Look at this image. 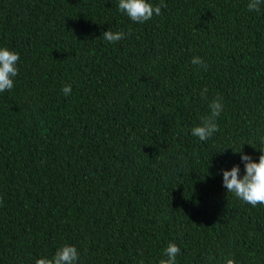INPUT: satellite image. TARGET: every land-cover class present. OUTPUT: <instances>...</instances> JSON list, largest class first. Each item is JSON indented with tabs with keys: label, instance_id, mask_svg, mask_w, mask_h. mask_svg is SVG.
Wrapping results in <instances>:
<instances>
[{
	"label": "trees",
	"instance_id": "obj_1",
	"mask_svg": "<svg viewBox=\"0 0 264 264\" xmlns=\"http://www.w3.org/2000/svg\"><path fill=\"white\" fill-rule=\"evenodd\" d=\"M149 2L162 14L137 23L119 0H0V47L20 55L0 92V264L65 244L77 264H159L170 242L176 264H264V205L223 186L264 154V3Z\"/></svg>",
	"mask_w": 264,
	"mask_h": 264
},
{
	"label": "clouds",
	"instance_id": "obj_2",
	"mask_svg": "<svg viewBox=\"0 0 264 264\" xmlns=\"http://www.w3.org/2000/svg\"><path fill=\"white\" fill-rule=\"evenodd\" d=\"M264 0H249L248 11L258 12ZM118 8L125 13L132 21L137 23L148 22L153 16L162 14L161 5L153 6L149 0H119ZM102 37L108 42H117L125 38L123 31L113 32L108 30L103 33ZM20 60L19 53L7 47H0V92L11 90L14 87V77L18 75L17 64ZM193 65H204L200 57H194L191 61ZM61 91L65 96L72 92L71 85H65ZM207 89H203L201 96H206ZM210 113L202 118L200 125L191 129V134L198 137L201 141L211 138L218 130L216 123L217 118L224 109L222 98L216 97L209 104ZM264 143V138H261ZM242 153L241 151H236ZM264 153V149H260ZM241 160L245 163L246 174L240 178L239 166H234L230 171H223V186L228 193H233L236 198L255 207L258 204L264 205V154L259 157V162H254L252 157L247 154L241 155ZM181 249L173 242H170L164 249L163 256L159 260V264H176L177 256ZM80 253L77 248L72 245L65 244L57 249L52 258H38L35 264H77ZM225 264H237L234 257L227 258Z\"/></svg>",
	"mask_w": 264,
	"mask_h": 264
}]
</instances>
